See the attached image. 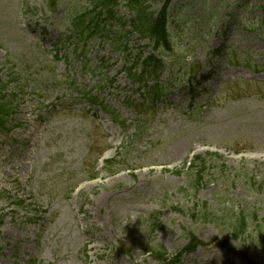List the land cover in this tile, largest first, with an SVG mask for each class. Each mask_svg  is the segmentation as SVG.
<instances>
[{"label":"rangeland","instance_id":"rangeland-1","mask_svg":"<svg viewBox=\"0 0 264 264\" xmlns=\"http://www.w3.org/2000/svg\"><path fill=\"white\" fill-rule=\"evenodd\" d=\"M21 1L0 0V64L5 60L13 63L0 67V76L6 80L15 64L13 71L32 85L39 83L43 93L23 100L17 119L24 126L14 132L18 142L12 147L16 153L0 157V216L6 215L0 228V264H27L32 256L36 264H157L148 250L164 247L175 254L185 244L184 229L206 243L228 237L227 218L192 224L189 218L171 211L172 205L181 204L178 189L189 183L186 176L179 177L175 171L196 157L205 159L207 154L221 156L228 171L222 180L200 192L196 204L206 205L220 217L225 209L232 215L258 211V218L264 219V91L251 98L230 91L229 95L239 98L228 100L224 95L219 106H208L221 92L225 94L226 84L254 77L247 68H223L217 62L211 67L207 61L203 51L220 44L214 41L215 32L203 39L209 35L210 8L218 0H175L172 4L171 23L179 19L180 24L178 34H173L179 40L176 52L190 45L191 58L203 64L204 73L210 72V76L199 86L197 96L189 98L185 86L177 85L167 103L158 102V110L143 116H137L129 104L141 100L139 94L119 71L129 67L131 57L142 53L145 42L135 34L125 36L123 30L118 44L98 36L83 48L82 54H86L78 50L74 54V40L68 39L59 10L48 17L24 14ZM45 2L29 0L36 7ZM257 2L235 0L238 8L232 11L233 26L228 33L239 51L251 46L254 61L262 65L264 38L260 28L264 12L244 11L256 7ZM151 4V11L161 7ZM176 7L183 8L174 12ZM224 14L222 9L220 15ZM117 16H124L127 27L134 18L123 2ZM241 18L248 26L257 21L252 32L242 33L240 28L233 32ZM218 26L219 22L215 29ZM118 29L116 25L115 31ZM126 46L127 52L120 49ZM56 47L65 58L50 62L48 51ZM102 61L108 68H102ZM84 62L89 63L88 68L92 63L94 66L86 70ZM46 73L52 81L44 86ZM67 74L87 90L117 76L111 88L101 92L112 113L92 108L76 97L63 80ZM173 74L167 62L163 79L170 82ZM259 78L264 80V74ZM103 84L108 87V83ZM31 91L28 88L27 93ZM189 101L194 102L192 108ZM39 102L44 106L38 107ZM93 135L98 137L101 152L125 161L113 172H96V182L77 173ZM0 156L7 154L1 152ZM88 169L97 170L95 165ZM73 173L77 175L71 181L67 175ZM237 173L240 177H234ZM251 180L263 185L262 192L252 188ZM75 184L79 185L77 192L72 191ZM21 199L26 201L23 208L17 206ZM29 203H36V208H30ZM35 210L41 211L39 220ZM153 213L162 215L155 232L147 229ZM232 243L253 261H264L262 246L237 239ZM186 264L243 263L232 251L211 247L200 250Z\"/></svg>","mask_w":264,"mask_h":264},{"label":"trees","instance_id":"trees-1","mask_svg":"<svg viewBox=\"0 0 264 264\" xmlns=\"http://www.w3.org/2000/svg\"><path fill=\"white\" fill-rule=\"evenodd\" d=\"M252 264H255V263H252Z\"/></svg>","mask_w":264,"mask_h":264}]
</instances>
